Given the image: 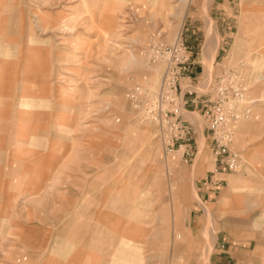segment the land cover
<instances>
[{
	"label": "rangeland",
	"instance_id": "rangeland-1",
	"mask_svg": "<svg viewBox=\"0 0 264 264\" xmlns=\"http://www.w3.org/2000/svg\"><path fill=\"white\" fill-rule=\"evenodd\" d=\"M222 29L226 50L216 56ZM182 31L197 54L199 93L225 70L244 78L241 108L250 112L232 125L237 143L234 126L251 121L255 99L240 63L255 71L249 75L264 74V0H0L2 212L16 224L36 223L45 241L62 240L64 212L56 208L71 187L83 235L103 230L104 264H209L225 232L251 244L246 264H264V152L250 161V148L231 145L242 166L227 171L209 205L195 187L214 170L202 127L186 159L164 148L129 99L135 82L160 85L163 64L148 65L144 55L150 44L171 45ZM63 156L81 178H48L47 168L63 169ZM52 203L54 225L43 222ZM15 234L3 243L13 245Z\"/></svg>",
	"mask_w": 264,
	"mask_h": 264
},
{
	"label": "crops",
	"instance_id": "crops-1",
	"mask_svg": "<svg viewBox=\"0 0 264 264\" xmlns=\"http://www.w3.org/2000/svg\"><path fill=\"white\" fill-rule=\"evenodd\" d=\"M214 8H216V6ZM225 14L226 12L223 11H214L215 18L219 20H224L226 18L224 16ZM20 29L22 33L25 32V29H22V25ZM223 30L225 29H222L221 31L223 32ZM182 34L183 31L176 37V39L178 37H183ZM221 35V40L219 39L216 41L215 53L216 50L219 51L216 56H219L222 51L226 50L225 35L227 36V33L223 32ZM188 46L190 47L192 53V59L195 62L193 66L194 72V69L198 64V58L197 54L195 57L194 47L190 45ZM214 56L215 54L212 59H214ZM240 68L243 69L245 78H250V80H252L253 85L251 86L249 93L255 98L252 101L254 116L251 118V121L246 124L234 126L237 143L233 141L232 146L236 145L238 148L242 149L250 148L246 152V156L251 161L252 157L255 158L257 155L256 160H258L257 157L260 155L258 153L262 151L264 152V74L258 73L257 76L253 74L249 75V72L251 73L255 71L250 69L248 70V64L243 62L240 63ZM5 125L4 118L0 119V129ZM41 141L43 142V140ZM38 145L40 144H37V146ZM198 146L199 144L197 142V149ZM4 147H7V142L4 143L3 139H0V161L7 158L6 153L1 150ZM208 150L209 157L212 158L213 156L210 141L208 144ZM51 155L52 154L50 153L48 156L51 157ZM261 161H264V156ZM213 166L214 170H208L205 177H199L195 186L199 196L209 205L216 203L215 201L218 199V195L222 192L224 187H222L219 192H217L216 189H219L222 184L226 185L227 182L225 181L226 178H224V176L228 174L225 169L218 168L215 162H213ZM52 167V169L47 168L48 178H51L52 174L53 177H55V173L61 171L64 173V178H81V175H72L70 162L67 170L65 158L62 164L63 169L60 170V165H58L57 168L54 166ZM217 169L218 171L216 172ZM209 179L210 181L214 180L215 184L205 182V180L208 181ZM216 181H218L217 186ZM61 192L63 195L62 203H57V206L59 207H57L55 203H52L53 205L50 206L48 205L46 209V217L43 218V222L54 225L55 210L58 209L63 211L64 217L62 218L64 219L59 236H62V240L60 238H57L56 240L53 238L52 241H50L47 236V240L45 241L43 234L38 232L39 226L36 223L26 225L16 224L12 221V219H10L9 212L7 214L2 212L4 205L0 203V264H104L105 259L108 258V252L105 253L102 244L105 240L103 238V230L100 229L97 231L98 234L83 235L86 225L80 224L79 218L81 217V211L78 207H75L77 202L74 201L75 197L72 198L73 193L71 187H64ZM55 207L57 208L55 209ZM196 208V206H191L190 211L192 213L197 212ZM28 215L32 214H27L26 217H28ZM7 224L8 227L6 226ZM11 230H20L21 234H15L17 236L15 237L14 242L10 241L13 242V245H7L6 243H3V240L5 238V233L8 231L10 232ZM35 232L36 234H34ZM225 233L226 234H223L222 237H218L215 241L213 251L209 257V264H246L248 260H251L254 255L251 249V244L237 239L232 234L230 235V233ZM81 242L83 243L82 247H76V245H74H79ZM114 242L117 243V237L112 243ZM45 247L48 248L47 252L44 250ZM40 248L42 249L40 250ZM117 248L118 246L116 244L115 251H118ZM110 253L113 254V250H111Z\"/></svg>",
	"mask_w": 264,
	"mask_h": 264
},
{
	"label": "built area",
	"instance_id": "built-area-1",
	"mask_svg": "<svg viewBox=\"0 0 264 264\" xmlns=\"http://www.w3.org/2000/svg\"><path fill=\"white\" fill-rule=\"evenodd\" d=\"M144 55L148 65L163 64L164 69L157 89L138 82L130 89L129 99L138 117L156 127L166 150L182 151L186 159L193 157L202 127L218 168L239 169L243 160L231 147L232 125L250 112L241 108L247 91L244 78L234 70H225L199 93L193 86L197 80L193 74L195 62L183 37L171 45L152 42Z\"/></svg>",
	"mask_w": 264,
	"mask_h": 264
},
{
	"label": "bare ground",
	"instance_id": "bare-ground-1",
	"mask_svg": "<svg viewBox=\"0 0 264 264\" xmlns=\"http://www.w3.org/2000/svg\"><path fill=\"white\" fill-rule=\"evenodd\" d=\"M212 31V30H211ZM211 34V33H210ZM208 46V45H207ZM211 46V45H210ZM209 47V46H208ZM208 55V54H207ZM209 56V55H208ZM212 56V55H211ZM212 59V58H211Z\"/></svg>",
	"mask_w": 264,
	"mask_h": 264
}]
</instances>
